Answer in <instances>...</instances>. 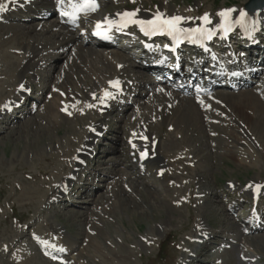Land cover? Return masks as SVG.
Instances as JSON below:
<instances>
[{
  "label": "rangeland",
  "instance_id": "rangeland-1",
  "mask_svg": "<svg viewBox=\"0 0 264 264\" xmlns=\"http://www.w3.org/2000/svg\"><path fill=\"white\" fill-rule=\"evenodd\" d=\"M98 1L99 6L87 12L86 20L84 16L67 28L76 36L73 43L67 44V49L74 50L79 43L83 48L72 51L69 63L65 54L60 52L57 60L42 66V58L55 50L51 51L52 43L45 47L40 44L39 62L26 68L25 78L30 87L25 93L20 92L23 88L19 85L21 77L17 73L22 53L8 52L0 58V102L12 95L20 99L19 103L6 109L0 103V264H180L183 259H186L185 264H198L194 260L195 253L190 254L191 257L184 255L193 252L199 245L195 239L201 240L199 248L202 246L206 238L198 236L201 227L218 231V236L212 250L208 251L212 262L202 261L199 264H264V207L259 209L256 197L246 192L252 182L264 183V97L254 89L257 76L245 72L248 66L256 68L258 75L264 71V22L252 21L249 30L237 29L231 42L235 49L225 56L229 60V68L235 67L247 82L243 84V80L237 82L238 79H234V84L238 86L233 88L227 86L230 81L222 77L209 85L212 89L202 95L215 104L207 113L208 117H205L210 108L208 104L205 107L207 110L198 111L201 112V119L196 124L213 120L210 122L214 127H205L207 132L200 134L197 140L189 136L188 131L183 140L174 138L172 144L163 140L160 152L172 155L168 156L171 161L162 162L160 158L159 164L150 162L144 166L139 163L140 154L130 141L134 131L144 122L149 123L151 131L159 130L161 137L165 131H177L176 126L170 129V126L152 117L159 104L153 92L148 94V86H163L161 80L165 78L152 77L148 86H139L141 97L125 94L116 108L115 98L105 103L102 105L108 109L105 114L103 108L97 111L94 107L84 106L82 101L79 102L80 109L64 112L59 107L64 100L55 102L49 95L51 90L56 92V86L64 82L67 93L68 90L85 92L89 89L92 82L88 80L90 74L86 72V76L82 77V71L86 69L85 59L91 57L96 66L108 68L107 63L94 54L87 56L88 49L98 50L104 56L108 48L121 51L125 57L129 55L135 61L132 72L137 70L145 78L147 72L138 64L142 52L126 46L130 43L128 40L134 39L130 37L132 35L122 33L118 37L111 36L108 40L113 42L107 46L105 43L91 44L95 38L96 19L103 16L105 5L118 2ZM121 1L128 7H136L133 0ZM246 1L145 0L143 3L147 8H156L161 4H169L179 10L184 8L182 10L187 11L186 15L194 17L204 12L214 15L221 7L245 10ZM29 14L30 19H24L27 17L25 12L12 14V18L4 14L6 20L0 24V31H6L3 39L11 40H2L0 51L22 46L13 40L14 32L28 27L31 31L24 29L29 33L23 34L20 41L23 38L32 40L36 47L39 41H35V36L42 40L41 30H48L51 21L56 18L55 10L47 14L43 21L37 11ZM83 22L86 26L82 25ZM54 29L63 31L62 25ZM59 40L54 39L57 43ZM220 45L214 44L218 48L222 47ZM229 48L231 46L226 45L224 50ZM194 62L193 58L191 61L185 59V69ZM70 63H76L79 69L72 70ZM207 67V64L201 67L203 78L197 82H206ZM63 77H67L66 80ZM261 79L264 82L263 77ZM181 83L178 80L176 85ZM223 83L227 85L223 86ZM50 85H55V89ZM177 92L187 100L192 99L190 92L183 88ZM47 105H51L50 111ZM118 111H124L123 118L115 115ZM50 112L56 115L57 120L50 121ZM226 112L233 117L229 128L217 123ZM103 115L107 120H118L110 121L105 134L97 132V137L87 143L85 135L92 133V129L85 125L87 121L83 117ZM228 142L235 144L232 151L227 149ZM83 147H86V153L92 152L94 158L84 156V160L80 161L81 167L75 168L72 162ZM202 157L205 159L203 162ZM96 158L102 163V168L91 175ZM194 165L198 169L195 170ZM179 166L181 173L177 172ZM161 167L167 171L166 177L160 175ZM111 169L115 173L109 174ZM59 173H74L70 177L72 186L60 198L48 199L49 182ZM75 173L80 174L77 176ZM34 185H40L38 191L42 195H27L28 189ZM257 197H264V194ZM255 211L259 222L253 225L248 219ZM224 226L227 228H222ZM252 227L259 228L253 230ZM223 229L228 232L225 234L221 231ZM240 231H244L242 238L238 234ZM244 237L249 240L250 247L242 242Z\"/></svg>",
  "mask_w": 264,
  "mask_h": 264
},
{
  "label": "bare ground",
  "instance_id": "bare-ground-1",
  "mask_svg": "<svg viewBox=\"0 0 264 264\" xmlns=\"http://www.w3.org/2000/svg\"><path fill=\"white\" fill-rule=\"evenodd\" d=\"M84 1H89L90 4L95 3L96 6H99V4H100V2H98L97 0H81V2H77L76 4L69 3V0H42V1L41 0H0V6H3V8H4L3 11H0V24L5 22V20H6L3 17L4 14H8L9 18H12L11 17L12 14L19 13V12H25V16H27V17H25V18L23 17V18L24 19H30L29 13L31 11H33V12L37 11L38 13L41 14L42 21H43L44 18L47 16V14L54 11L55 8H58L60 10V12L57 13V16L59 17V19L55 18L54 20H52L51 23L49 24V29L47 28L48 30H46V29L41 30L42 31V35H41L42 38L41 37L40 38L42 40H38V38L35 36L36 40L35 39L34 40L39 41V43H37L36 47L34 46V43L32 40L26 41L23 38V40L20 41V39L23 37L22 36L23 34H25L27 32L29 33V31L25 32V30H27L29 28L28 27L27 29L24 28L25 30L21 28L19 32L18 31L14 32L13 40L18 42L17 43L18 45L23 44L22 46H18V48H15L13 50L8 48L7 50L0 51V58L2 56H6V54L8 52H11V53L13 52L16 55H19L20 53H22V56H23L22 63H21V66L19 64V66H18L19 68H18V72H17L21 77V79H20L21 81L19 82V85H24L23 89L20 90V92L25 93L26 89L28 87H30L27 83L28 82L27 78H25L26 77L25 72L27 70L26 68L28 65L33 66L39 62L38 56H39L40 50H41L40 44H42V47H45V46H47V44L52 43L53 45H51L52 46L51 51L55 50V51H52V53L46 54V56L44 58H42V61H41L42 66L48 65V64H50V62L52 63L54 61V59L57 60L60 52L65 54V58H66L67 62L69 63L70 62V55H72V53H73L72 51H77L76 49H83L81 43L75 45L74 50L67 49V47H68L67 44L73 43L76 40V36L72 35L68 30H66V27H62L63 28L62 32L56 31L54 28L58 25H65L64 23L67 21L64 17L65 14L68 12H71L72 11L71 8L80 7L81 3ZM117 1L118 2L115 4L105 5V12H104L103 16L98 17L96 19V23L98 25H100L99 27L97 25V29H96L97 32H98V30L107 29V31L110 33H115V32L120 33L123 30L135 29V28L139 32H143V30L139 24H130L128 27L123 28L119 31L116 30L115 27L109 26L110 22H113L115 24H119L122 20V17L120 14H123L126 11L136 12L137 13L136 16H134L132 18L135 20H143V21L154 19L157 14H160L162 19L179 16V17H182L184 19L181 21V23L178 25V27L181 29H185V30L186 29H193V28H201V29L205 30V28H208V29H211V30L217 32L220 29V26L222 23H225L229 30H233V29H236L238 27H242V28H245L246 30H249V27L251 26L252 21L264 22V11L260 12V13H251V12H248L246 10H243L242 8H239L236 10V9H224L223 7H221L217 10L216 14H214V15L212 13L205 12L201 15L199 14V15H196L193 17V16L186 15L185 14L186 10H182L184 8H182L180 10L174 9L169 4H166V5L161 4L159 6H156V8H147L145 6V4L143 3L145 0H133V3L136 4V7H133V6L128 7L126 3L124 4V1H121V0H117ZM133 3H132V5H133ZM27 6H29V7H27ZM110 8H112V9H110ZM91 9L92 8H90L89 10H91ZM107 9H110V10H107ZM83 13H85V12H83ZM224 13H227V16L223 15ZM206 14L208 17L207 21H205L203 19ZM85 20H86V18H85ZM67 22H70V21H67ZM82 25L86 26L85 23H83ZM246 27H248V28H246ZM34 30H36V28ZM30 31H31V29H30ZM129 33H131V32H129ZM5 34H6V31H0V46H1L2 40H4V41L11 40L10 38L9 39L8 38L3 39ZM8 35H9V33H8ZM11 35H12V32H11ZM55 37L60 39L58 41V43L56 42L57 40L54 41V39H56ZM95 38L96 39L91 41V44H93V46H95L98 43L99 44L102 43V40H99L97 38V36ZM201 40H203V39H201ZM105 46H107V45H105ZM164 46H167V45H164ZM162 48L167 50V47H165V48L162 47ZM220 51H223V50H220ZM88 52L89 53L87 56H90V53L94 54L96 58L102 59L104 62H106L108 65V68L103 69V68L96 66V64L93 63V59L90 57V59L89 58L85 59L86 69L84 72L82 71V73H83L82 77L86 76L85 75L86 72H88L90 74V77L88 80L89 81L91 80L92 82L90 84L89 89H87L85 92L84 91L68 90L69 93H67V90H66L67 86L64 84L65 83L64 82V83H61L59 86H56V92L51 90L49 92V95L51 96V98L55 102L58 99H60L61 101L64 100V102H62L63 104H60V106H59L61 108V110H63L64 112H66V110H68V109L71 112L74 111L75 109H80L81 105H79V102H81V101L84 104V106H87L89 108L94 107L98 111V110L102 109V105L104 103L109 102V101H113L114 98H115L114 108H116V106H118L117 104H119V102L122 100V97L125 94H128V95L136 94V95H138V97L139 96L141 97V95L139 94L138 88H139V86H142V85L148 86V84L151 82L152 77H153L152 72H154L156 74H160V75L164 73V71L161 68L155 69L152 66V64H150V65H148L146 63L141 64V62H139L138 64H140L139 65L140 67L142 66L141 67V68H143L142 70L147 72L145 78L143 79V77L140 75V73L137 70H134V72H132V68L135 67V62L132 60V57H130L129 55H126L127 57H125L123 54H121V51L110 50L108 48L107 50H105L106 56H104L102 54V52H100L98 50H91V49L89 50L88 49ZM229 52H231V51H229ZM78 53H79V50H78ZM196 56H198V53L195 54V57ZM223 56L224 55L222 54L220 57L221 60H223L222 59ZM208 57L210 58V55ZM75 60H77V58ZM224 60L227 61V59H224ZM87 62H88V64H87ZM70 64L72 66V70L76 69V68L79 69V67L76 63H70ZM212 66H214V68L217 70H221V69L225 68V62L220 61V60L215 61L212 64ZM248 73H251V74H254L255 76H257V79H256L257 85L254 87V89L257 90V92H259V94L264 97V82H261L262 81L261 78L263 77V79H264V76H263L264 71L260 72L261 75H258L257 70H254V68L248 66ZM63 74H65V73H63ZM224 74H225L226 79H229V81H232V79L237 77L238 72L235 69H230L229 72L226 71ZM43 76L44 75H42L41 81L43 79ZM215 76L218 77L219 75L215 74ZM66 78L63 77V79H65V80H66ZM239 81H241V80H239ZM59 82H58V84H59ZM114 82H118L119 86L118 87L113 86ZM243 82L246 83L247 80L243 79ZM150 85L148 86L149 90L147 92L149 95L151 94V92H153V96L156 97V99H157L156 101H158V104H159V106L156 108L157 110H156L155 114H153L152 117H154L155 121L160 122L161 124H166V125L170 126V129L172 128V126H176L177 131H175V132L172 131L171 133H167L165 131L163 136L161 137L160 136L161 133L159 132V130H154V129L152 131L150 130V128L148 126L149 123L144 122L140 126L138 125L139 128L137 131H134L133 135L130 138L131 139L130 141H131V144L134 145V147L140 153V155H144L145 153H147V156H145L144 159H141V162H140V164H145V166H146V164H148L150 162L159 164L160 158H161L162 162L171 161L170 157L172 155L165 154L164 152H160L163 140L164 141L169 140V144H172L173 142H175L174 138L180 139V138L184 137V135H186L187 131L189 133V136H191L195 140H197V138L200 134L205 135V132H207L205 127H208V126H209V128L214 127L213 123L210 122L213 120H209V121L206 120V121H208L206 123H204V121H201L200 123L196 124L201 119V117H200L201 115H199V113H201V112H198V111L202 110V112H203V111L207 110L205 107L208 104L210 106V108L206 111V114H205V117H208L207 113H210L209 110L212 109L213 105L215 104V103H213L212 100H211V102H210V100H205L201 95L202 93H200V92L195 93V96H193L192 99L190 98L187 100V98L181 97L177 92H173L172 90H169V88L160 86L158 84L151 85V86ZM50 87L54 88L55 85L54 86L50 85ZM106 92L110 93V96L105 97ZM129 92L131 94H129ZM57 93L60 94L61 96L58 95ZM203 93H205V91ZM12 96L5 98L4 101H1L2 103L0 102L1 105H3L4 109H6L8 107H12V106H14V104L19 103L20 99L18 100V98H15L14 95H12ZM166 96H167V98L163 99ZM94 98H96V99H94ZM197 99H199V103L195 104V101H197ZM102 101H103V103H102ZM147 101L150 102L149 99ZM134 102L136 103V101H134ZM58 103H59V101H58ZM98 103H99V106L97 105ZM143 103H141V105ZM148 104L149 103H147V105ZM187 104H189V105H187ZM194 104L197 106H195ZM89 105H91V107ZM147 105H145V107ZM47 108H48L47 110H49V111L52 109L51 105L50 106L47 105ZM183 108L186 109L185 112L182 111ZM145 109H147V107ZM107 112H108V109L103 108V114H105ZM226 113L227 114L223 115V118L220 120V122H217V121L216 122L219 123V125L224 127V128H229L231 126L230 124H231L233 117L231 115H228V112H226ZM53 114L51 112L48 114V118L50 119V121L57 120V118L55 117L56 115L53 116ZM115 115L117 117L123 118L125 114H124V111L123 112L118 111L117 113H115ZM83 118L84 119L86 118V121H87V124H85V125L88 126V128L90 127L92 129V133L89 132L88 135H85L87 143L92 141L94 139V137H97V136H94V133L99 132V135L105 134L104 132H106V130L109 128L108 125H109L110 121L118 120L117 118L107 120L105 115L100 116V117L94 116V117H83ZM139 119L140 118H138V120ZM120 120H123V119H120ZM104 121H108V123L105 124ZM71 131H73V129ZM209 131H208V133H209ZM80 136L82 137L83 134H81ZM183 139L184 138H182L181 140H183ZM226 145H228L227 149L230 151H232L231 148H235L234 147L235 144H232L230 142H228ZM82 151H85V153ZM37 153L38 152H36V154ZM64 153H65V151H64ZM84 156H86L87 158H92V159L94 158L92 152L87 151V153H86V147L81 148V151L79 152V154L76 155V157L74 156L75 161L72 162V164H74L75 168L81 167L80 161L84 160ZM168 156H170V157L168 158ZM203 161H205L204 158H203L202 162ZM61 163H63V162H61ZM63 165H64V163H63ZM94 166H96V168H94ZM194 167H195V170L198 169V167L196 165H194ZM99 168L100 169L102 168V163H100V161L96 158L95 160H93V167H91L90 174L95 175L94 171L98 170ZM159 172H160V175L162 177H166L167 171H165L163 167H161ZM177 172L181 173V167L180 166H179V170H177ZM113 173H115V171L111 169L109 171V174H113ZM137 173H140V172L137 171ZM79 174L80 173H77L76 175L78 176ZM72 175L74 176V173L67 174V175H61L59 173V175L56 177L52 176L53 181L51 180V182H49L50 186H52V190H51V187L49 186L48 188L50 189V191H49L50 197H48V199L49 198H55V199L60 198L67 190H69V188L72 186V183H71L72 178H70ZM50 177H51V175H50ZM125 180L126 179H124V181ZM42 184L43 183H41V185ZM200 186H203V185L201 184ZM31 187L32 188L28 189L27 195H29V194L35 195L37 193H41V195H42V192L38 191V189L40 188V185H38V186L34 185ZM129 190H130V188H129ZM246 192L248 194H253L254 196H256L255 203L257 204V207L260 209H263L264 197H257V196L259 194H264V183H258L257 184V182H252L251 186L246 190ZM37 196L39 198V195H37ZM208 200L210 201V203H212L211 202L212 200L210 198ZM30 201L33 202L32 200H30ZM209 206H210V204H209ZM256 217H257V212H254L252 214V216L249 217V222L252 221V224H254L257 220ZM161 225H162V223H161ZM187 226H188V224H187ZM222 228H227V226H224ZM258 228L259 227H252L253 230H257ZM221 231L224 232L225 234H226V232H228L226 229H223ZM217 233H218V231H216V230H213V229L208 230L207 228L205 229V228L201 227L200 232L198 233V236L200 235L199 236L200 239L206 238V239H204L202 246L199 248L202 241L195 239L196 242H199V245L193 249V252H191L189 254L187 253L184 256L188 255L189 257H191L192 255H190V254L195 253L194 254V257H195L194 260H196L198 264L202 261L211 263L212 261L209 260V258L211 257V253H208V251L212 250V248H213L212 244L215 242V240L217 239V236H218ZM238 234H239V237L242 238L244 231H240ZM238 234H237V237H238ZM237 237H236V240H240V239H237ZM242 242H244L248 247H250L249 240H247L246 237L243 238ZM187 243L192 244L189 241ZM208 243H211L210 244L211 246H209ZM196 249H198V250L195 252ZM185 263H186V259H183L180 262V264H185Z\"/></svg>",
  "mask_w": 264,
  "mask_h": 264
},
{
  "label": "snow or ice",
  "instance_id": "snow-or-ice-1",
  "mask_svg": "<svg viewBox=\"0 0 264 264\" xmlns=\"http://www.w3.org/2000/svg\"><path fill=\"white\" fill-rule=\"evenodd\" d=\"M93 10H95V3H92L89 5ZM3 6H0V11H3ZM67 14V13H66ZM136 12H128L126 11L123 14H120L122 17V20L119 24H115L113 22H110V27H115L116 30H121L123 28L128 27L130 24H139L143 31H145L147 34H158V33H168L173 36H180L184 35L188 39H211L212 33L205 31L201 28H193V29H181L178 27V25L181 23V21L184 19L179 16L171 17L170 19H162L160 14H157L154 19L143 21V20H135L132 17L136 16ZM223 15L227 16V13H224ZM205 21H207L208 17L207 14L203 18ZM100 25H98L99 27ZM97 35H101L100 32L96 33ZM179 43V40H177ZM113 86L118 87V82H114ZM21 88H23V85H21ZM110 96V93H105V97ZM103 103V101H102ZM91 107V105H89ZM147 156V153L144 154Z\"/></svg>",
  "mask_w": 264,
  "mask_h": 264
},
{
  "label": "water",
  "instance_id": "water-1",
  "mask_svg": "<svg viewBox=\"0 0 264 264\" xmlns=\"http://www.w3.org/2000/svg\"><path fill=\"white\" fill-rule=\"evenodd\" d=\"M244 6L248 10L259 11L264 9V0H248Z\"/></svg>",
  "mask_w": 264,
  "mask_h": 264
}]
</instances>
